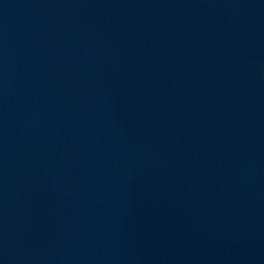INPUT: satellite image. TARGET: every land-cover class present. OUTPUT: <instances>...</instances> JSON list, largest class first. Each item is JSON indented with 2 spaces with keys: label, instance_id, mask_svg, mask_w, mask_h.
Returning <instances> with one entry per match:
<instances>
[{
  "label": "water",
  "instance_id": "water-1",
  "mask_svg": "<svg viewBox=\"0 0 264 264\" xmlns=\"http://www.w3.org/2000/svg\"><path fill=\"white\" fill-rule=\"evenodd\" d=\"M0 264H264V0H0Z\"/></svg>",
  "mask_w": 264,
  "mask_h": 264
}]
</instances>
